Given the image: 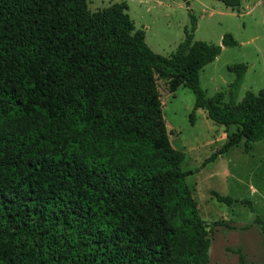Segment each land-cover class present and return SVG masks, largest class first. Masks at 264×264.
<instances>
[{
	"label": "trees",
	"instance_id": "obj_1",
	"mask_svg": "<svg viewBox=\"0 0 264 264\" xmlns=\"http://www.w3.org/2000/svg\"><path fill=\"white\" fill-rule=\"evenodd\" d=\"M126 11L124 3L91 13L88 0H0V264L209 263V235L156 81L170 93L190 90L193 110L235 127L220 155L264 140V85L239 103H222V93L207 99L200 72L236 45L231 35L221 45L193 41L190 15L191 31L164 57ZM246 69L229 68L234 83Z\"/></svg>",
	"mask_w": 264,
	"mask_h": 264
},
{
	"label": "rangeland",
	"instance_id": "obj_2",
	"mask_svg": "<svg viewBox=\"0 0 264 264\" xmlns=\"http://www.w3.org/2000/svg\"><path fill=\"white\" fill-rule=\"evenodd\" d=\"M239 1L240 7L231 10L216 0H192L188 7L181 0H88V9L93 13L124 3L146 45L164 57L175 52L185 30L191 31L190 15L196 21L193 41L221 45L223 36L231 35L236 45L223 48L203 68L199 84L207 99L222 93V103H239L246 92L258 94L264 85V0ZM235 65L247 68L236 83L229 70ZM156 87L170 145L184 154L181 169L209 235L208 264H264V140L249 147L242 141L220 155L235 127L216 126L205 111L193 110L190 90L170 93L162 80ZM213 193L238 202L218 203Z\"/></svg>",
	"mask_w": 264,
	"mask_h": 264
},
{
	"label": "crops",
	"instance_id": "obj_3",
	"mask_svg": "<svg viewBox=\"0 0 264 264\" xmlns=\"http://www.w3.org/2000/svg\"><path fill=\"white\" fill-rule=\"evenodd\" d=\"M191 1H192V0H189V4H190Z\"/></svg>",
	"mask_w": 264,
	"mask_h": 264
}]
</instances>
